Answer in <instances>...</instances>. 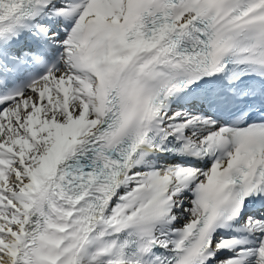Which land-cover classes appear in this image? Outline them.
I'll return each mask as SVG.
<instances>
[{"label": "bare ground", "instance_id": "obj_1", "mask_svg": "<svg viewBox=\"0 0 264 264\" xmlns=\"http://www.w3.org/2000/svg\"><path fill=\"white\" fill-rule=\"evenodd\" d=\"M1 129L4 131L3 127ZM17 135H20V133L17 132L16 137H13L12 141H14L17 147L23 149V159L25 161L21 164L19 160L11 159V168L4 175L5 181L4 183L0 182V198L4 200V203L13 204L17 208L25 209L32 183L29 176L30 169L34 167L40 168L46 156L49 143L43 142L40 151L37 152L35 147H31L32 142L22 145L21 139ZM1 218L2 216L0 215V234L4 233L6 236L0 238V264H13L14 251L20 248V238L23 237L22 221L8 231Z\"/></svg>", "mask_w": 264, "mask_h": 264}, {"label": "rangeland", "instance_id": "obj_2", "mask_svg": "<svg viewBox=\"0 0 264 264\" xmlns=\"http://www.w3.org/2000/svg\"><path fill=\"white\" fill-rule=\"evenodd\" d=\"M4 209L5 210H3L2 213H1V214H3L2 218L4 219V223H7V226L9 225L8 228L11 229L16 224V222H15L16 218H19L20 214L18 215V213H17L18 209L16 210V208H14L12 206H7ZM2 236L5 237L6 234L1 233L0 234V238H3Z\"/></svg>", "mask_w": 264, "mask_h": 264}]
</instances>
